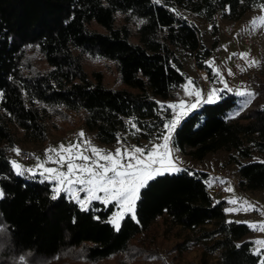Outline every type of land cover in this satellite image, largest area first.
<instances>
[{"label": "trees", "instance_id": "16d2710c", "mask_svg": "<svg viewBox=\"0 0 264 264\" xmlns=\"http://www.w3.org/2000/svg\"><path fill=\"white\" fill-rule=\"evenodd\" d=\"M260 8L262 0H0V264H40L69 251L91 264L139 260L148 253L134 241L158 218L179 234L174 261L158 264H182L180 256L191 246L200 250L195 264H212L214 254L216 264H262L264 255L245 237L251 228L226 219V201L212 195L207 171L186 168L155 177L139 191L135 218L125 215L116 230L107 220L112 205L93 201L82 210L63 192L53 199L47 180L17 176L9 163L17 131L25 140L43 141L52 110L78 114L103 143L116 141L129 122L141 138L161 136L172 111L158 100L187 83L177 51L209 71L211 50L202 47L198 27L184 12L216 28V16L235 21ZM116 13L143 21L137 41L125 22L115 23ZM32 49L43 70L26 60ZM83 55L114 61L119 86L106 85L100 70L87 71ZM220 95L189 112L171 144L196 162L227 152L237 165L238 188L262 191L264 160L251 158L264 154V103L230 115L239 96Z\"/></svg>", "mask_w": 264, "mask_h": 264}, {"label": "rangeland", "instance_id": "374dc122", "mask_svg": "<svg viewBox=\"0 0 264 264\" xmlns=\"http://www.w3.org/2000/svg\"><path fill=\"white\" fill-rule=\"evenodd\" d=\"M184 15L188 16V18L198 27L202 47L211 50L210 56L207 57L205 61L211 58L212 61L216 62V60H214V56L216 57L218 55H216V53H218V47L221 46L220 44L224 43L226 47L231 46L232 50L235 52L230 53L231 58L229 57V63L226 64L228 65L226 67H229L228 69H230V67L233 66L236 71L235 74L238 75V78H234L240 81L239 79L242 77V81L246 83V85L236 83V89L248 90L255 94L250 99V102L246 105L242 103L245 97H239L238 103L232 109L230 115H234L243 111L245 112L250 108L256 106L257 104L264 103V24H262L260 20V17L264 15V11H262L261 8L249 10L247 11V13H244V15L239 20L235 21L223 20L219 16H216V28L213 27V23H210L203 18L197 17L192 14L189 15L187 12H184ZM253 20H255V25H253L252 23ZM123 22H125L130 28V39L132 41H137L136 30L139 26L140 21L133 16H128L126 18L122 13H116L115 23L119 25ZM245 22L253 27L254 31L251 34L247 32ZM241 34L251 37L256 41V43L260 45V48L248 46L250 47L248 51H254V57L258 60V65H249L245 67L244 59L241 58L238 52L236 53L237 48L242 47L241 44H243L240 39ZM177 53L182 58L183 70L187 75V81L191 80L195 88L197 90H200L202 92L203 98L206 99L208 92L213 88V84L216 83L217 79H220V76H217L215 74V71L211 68H209V71H207L204 68L197 67L192 56L186 55L182 51H177ZM26 60H30L32 62L33 69L43 70L45 68V64L41 59V55L35 49H32L26 53ZM82 64L87 71L100 70L103 74V80L106 85L113 88L119 86V75L114 61L101 57L96 58L93 56L90 57L87 55H83ZM222 69L225 70L227 68H222L219 66V64H217V68L215 70H219L220 72ZM187 83L184 86L178 87L173 90L170 98L165 100H158L159 104L163 106V109H165L169 104H178L180 101H185L187 104H192L195 102L196 98L194 95L189 96L185 94L184 87L187 85ZM233 84L234 83H231V86ZM221 86L224 85L221 84ZM189 91H191V86H189ZM171 111L172 114L169 121L175 114L173 109H171ZM48 113L50 114V117L48 116L45 121V139L43 141L35 142L28 141L23 139L21 131H17L18 142L15 146L10 147L9 155L11 158L10 160L16 161L19 165H21L23 169L32 170L31 172L25 171L24 175L38 174V177L41 181L47 180L50 183L53 194H55V182L49 179H45L44 175L39 174L42 169H37V165L40 163H44L45 167H58V165L47 162L49 155L46 152L47 149L58 148L60 145H64L67 147L69 144L87 141L90 142L92 146L104 150L105 152L110 151L114 153L115 150L121 146V144L123 145V147L129 149L134 146L151 149L154 144L163 143L162 135L165 133V130L164 133L161 134V136L152 137L148 140L141 138L138 135L136 126L134 128L132 126V122H129L128 129H126L125 131H121L118 134V138L116 141L103 143L98 140L94 131H90L83 125L78 114H74L69 111L57 112L54 110L48 111ZM81 132H83L84 134L83 137H80L79 135ZM68 133H72V136L68 137ZM118 140L120 141V143H118ZM169 148L170 155L168 159L174 161L176 166L181 170L186 168L194 169L196 166L203 167L208 173H211L212 171L220 168L228 167L231 169L233 178H231V180H229V182L225 186L226 189L230 188L231 191H226L225 189L224 194L215 197V199H224L227 201L225 206V214L227 220L241 221L249 225L251 230L245 237L247 239H250L254 243L256 251L260 250L264 255V248L255 243L258 240H264V190L253 192L239 189L237 186V165L233 162H228V153L225 151L219 150L214 153H208L201 162H196L195 160H192L187 154L177 151L172 146V144L169 145ZM24 150H28L33 154L32 160L28 162L22 161L21 152ZM258 158L264 160V154L259 155L254 153L251 159ZM64 194L69 196L67 193ZM80 196L83 197L84 194L80 193ZM233 199H235L238 203H229V201ZM91 203L86 206V209L90 207ZM245 203L251 205L249 210H236L244 206ZM102 205L105 208L109 207L110 205L113 206V209L107 218L108 221L112 220L114 215H116L117 213V206H114L111 203L107 206L104 204ZM228 209H232V211H227ZM121 220L119 221V224ZM2 235V231L0 230V240L5 238L1 237ZM178 235V232H175V230H165L164 226L161 223V219L158 218L156 222L151 226L147 234L139 235V242L137 240L134 241L135 243H138L141 247H143L144 251L147 252L148 255L135 261H127V259L124 258L122 259L121 264H158L162 261H174L173 257L174 255H176L177 251L173 247L175 246L176 241H178L179 239ZM77 252L78 251H69L66 252L64 256L60 255L53 259L46 260L45 262H41L40 264H91L81 260V258L76 256ZM199 253L200 250L198 249V247L191 246L180 256V262L182 264H195L198 261ZM217 262L218 261L216 255L214 254L213 256H211V263L216 264ZM21 264H27V261L24 260V262ZM103 264L117 263L114 259H108L104 261Z\"/></svg>", "mask_w": 264, "mask_h": 264}, {"label": "snow or ice", "instance_id": "6c2138e0", "mask_svg": "<svg viewBox=\"0 0 264 264\" xmlns=\"http://www.w3.org/2000/svg\"><path fill=\"white\" fill-rule=\"evenodd\" d=\"M154 2L159 5L161 0H154ZM262 11H264V0H262ZM260 20L264 24V15L260 17ZM252 23L255 25V20ZM240 56L242 59H246V54L241 53ZM249 63L254 62L250 61ZM209 66H212L210 62ZM214 71L217 76H220L219 70ZM229 75H231V70H229ZM219 83L223 84L224 88L211 89L205 99L202 92L197 90L193 82L189 80L184 91L186 95H194L195 102L187 104L185 101H180L178 104L167 105L168 108L174 110L175 114L169 122L164 124L163 143L154 144L151 149L139 146L129 149L121 144L112 153L92 146L87 141L69 144L67 147L60 145L58 148L47 149L46 152L49 154L47 162L58 165V167H45L44 163H40L37 165V169H42L39 174L44 175L45 179L55 182V194L52 198L56 199L61 192L67 193L70 198L80 204L82 210H86V206L92 201H99L106 206L111 203L117 206V213L109 222L114 225L116 230H119V221L124 215L130 214L135 218V202L140 198V189L146 187L148 182L157 176L181 171L174 161L168 159L169 145L174 140L182 119L190 111L201 103L218 102L223 98L220 95L222 91H232L222 78ZM189 86H191V91H189ZM235 95L245 97L242 103L246 105L255 94L248 90H237ZM132 126L135 128L134 124ZM79 135L83 137L84 134L81 132ZM118 143H120L119 140ZM9 163L17 176H23L25 171H32L23 169L16 161ZM226 191H231V189L227 188ZM80 193H83L84 196L81 197ZM4 195L3 188H0V199H3ZM229 203L236 204L238 202L233 199ZM250 207L251 205L245 203L244 206L236 210L247 211ZM227 211H232V209ZM3 228L4 226L0 224V230ZM255 243L264 248V240H258ZM256 254L261 255V251L257 250Z\"/></svg>", "mask_w": 264, "mask_h": 264}, {"label": "crops", "instance_id": "0c3cea01", "mask_svg": "<svg viewBox=\"0 0 264 264\" xmlns=\"http://www.w3.org/2000/svg\"><path fill=\"white\" fill-rule=\"evenodd\" d=\"M247 13V12H246ZM245 26H246V30H247V32L249 33V34H251L254 30H253V27L252 26H250V24L248 25L246 22H245ZM234 37H236V36H234ZM237 41H239V40H237ZM241 44V43H240ZM221 46H219L218 47V53H216V57L214 56V60H216V62H214V61H212L211 60V58L210 59H208V60H206L205 61V63L207 64V66L209 67V68H211L212 70H215L216 68H217V64H219V66L220 67H225V68H227V69H222L219 73H220V79L222 78L223 80H225V82L227 83V85H228V88H230V89H232V91L231 92H233V93H235L236 91H237V85H235L236 83H239V84H244V85H246V83L244 82V81H242V77L239 79L240 81H238V79H236V78H238V75H236L235 74V68L233 67V66H231L230 67V69H228L229 67H226V66H228V65H226V64H228L229 63V61H228V59H229V57H230V53H232V52H235V51H233L232 50V47L231 46H227L226 47V45L223 43V44H220ZM241 46L242 47H238L237 48V51H236V53L238 52V54H241V53H244V54H246V59H244V62H245V67L246 66H249V65H251V66H253V65H258L259 63H258V60L257 59H255V57H254V51L252 50V51H248V49L250 48V47H248V46H245V45H243V44H241ZM248 47V48H247ZM231 58V57H230ZM254 62V63H249V62ZM209 62L211 63V67L209 66ZM217 63V64H216ZM229 70H231V75H229ZM234 77H236V78H234ZM219 79V80H220ZM219 80L217 79V81H216V83L215 84H213V88L214 89H223L224 88V86H221V84H219ZM189 81V80H188ZM187 81V82H188ZM231 83H234L232 86H231ZM241 87H243V86H241ZM212 88V89H213ZM196 109V108H195ZM205 158V157H204ZM196 169H199V170H205L206 171V169H204L203 167H201V166H196L195 167ZM229 181H226V184L228 183ZM226 184H225V186H226ZM226 189V188H225ZM226 201V200H225ZM227 202V201H226Z\"/></svg>", "mask_w": 264, "mask_h": 264}, {"label": "built area", "instance_id": "2783aa9c", "mask_svg": "<svg viewBox=\"0 0 264 264\" xmlns=\"http://www.w3.org/2000/svg\"><path fill=\"white\" fill-rule=\"evenodd\" d=\"M240 39L246 46H254L256 48H260V45L247 35L241 34ZM67 136L71 137L72 133H68ZM32 158L33 154L30 151L24 150L21 152V159L23 162H28L32 160ZM231 172V169L226 167L216 169L209 173L211 176V192L214 197H218L224 194L226 181H229L231 180V178H233V174H231Z\"/></svg>", "mask_w": 264, "mask_h": 264}]
</instances>
